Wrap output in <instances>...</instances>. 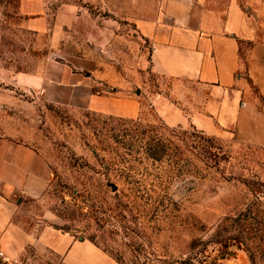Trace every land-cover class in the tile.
I'll return each instance as SVG.
<instances>
[{
	"label": "rangeland",
	"instance_id": "374dc122",
	"mask_svg": "<svg viewBox=\"0 0 264 264\" xmlns=\"http://www.w3.org/2000/svg\"><path fill=\"white\" fill-rule=\"evenodd\" d=\"M261 1L0 0V264H56L43 227L116 264H264V146L164 122L151 96L204 89H167L149 39L184 6L264 29Z\"/></svg>",
	"mask_w": 264,
	"mask_h": 264
},
{
	"label": "crops",
	"instance_id": "0c3cea01",
	"mask_svg": "<svg viewBox=\"0 0 264 264\" xmlns=\"http://www.w3.org/2000/svg\"><path fill=\"white\" fill-rule=\"evenodd\" d=\"M178 10V24L149 32L151 71L174 81L167 89H204V95L198 104L176 106L155 93L154 110L169 125L185 123L209 136L227 133L264 146V29L233 5L222 12L198 5ZM255 17L264 21V0ZM128 99L137 109L140 99ZM35 242L52 251L56 264H116L91 241L50 227L41 228Z\"/></svg>",
	"mask_w": 264,
	"mask_h": 264
},
{
	"label": "trees",
	"instance_id": "16d2710c",
	"mask_svg": "<svg viewBox=\"0 0 264 264\" xmlns=\"http://www.w3.org/2000/svg\"><path fill=\"white\" fill-rule=\"evenodd\" d=\"M199 133H200V134H203V133L200 132V131H199ZM203 135H205V134H203ZM192 258H194V260H196L195 257H194V255H192ZM174 261H175L176 264H184V263H187V262H188V261L186 262L185 259H183V258H181V257L176 258ZM188 264H193V263H189V262H188Z\"/></svg>",
	"mask_w": 264,
	"mask_h": 264
},
{
	"label": "water",
	"instance_id": "95a60500",
	"mask_svg": "<svg viewBox=\"0 0 264 264\" xmlns=\"http://www.w3.org/2000/svg\"><path fill=\"white\" fill-rule=\"evenodd\" d=\"M137 92V91H136ZM108 185L110 186V189L112 190V191H114L115 189H116V186L114 185V184H112V183H108Z\"/></svg>",
	"mask_w": 264,
	"mask_h": 264
}]
</instances>
